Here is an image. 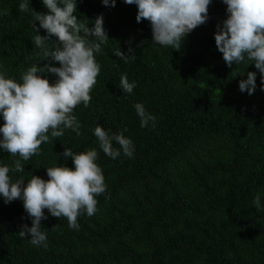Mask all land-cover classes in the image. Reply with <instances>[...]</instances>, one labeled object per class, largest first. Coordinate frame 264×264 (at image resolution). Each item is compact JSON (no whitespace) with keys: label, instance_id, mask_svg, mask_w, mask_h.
Returning a JSON list of instances; mask_svg holds the SVG:
<instances>
[{"label":"trees","instance_id":"obj_1","mask_svg":"<svg viewBox=\"0 0 264 264\" xmlns=\"http://www.w3.org/2000/svg\"><path fill=\"white\" fill-rule=\"evenodd\" d=\"M21 2L0 0V73L17 82L33 64L60 66L32 43V12L48 10L40 0H27L30 11L20 12ZM137 14V5L124 0L115 7L77 0L78 21L92 28L103 15L109 37L95 54L101 70L90 105L73 112L81 134L65 129L43 143L39 155L21 161L23 172L9 176L12 182L27 183L33 175L47 180L48 167L74 169L62 155L66 148L95 149L106 192L96 197L94 215L78 217V230L45 209L47 248L33 245L30 234L19 236L23 225L32 226L22 199L5 203L0 196V264H264V80L247 58L232 68L217 49L227 5L212 0L207 22L180 50L154 44L150 22H137ZM38 34L47 35L42 28ZM55 41L46 48L54 50ZM129 47L134 60L114 55L119 48L130 55ZM248 72L256 73L252 95L239 88ZM124 74L136 85L132 93L119 87ZM137 103L156 117L155 127H141ZM96 124L131 139L133 157L104 154ZM113 147L119 145L113 141ZM16 159L0 148V166L12 168Z\"/></svg>","mask_w":264,"mask_h":264},{"label":"clouds","instance_id":"obj_2","mask_svg":"<svg viewBox=\"0 0 264 264\" xmlns=\"http://www.w3.org/2000/svg\"><path fill=\"white\" fill-rule=\"evenodd\" d=\"M40 1L48 12H32V27L36 33L32 43L43 51V59L51 57L60 66L48 64L38 67V64H33L21 73L22 82L0 73V114L4 120L0 127V148L12 157H19L12 168L0 166V196L4 197L5 203L22 199L24 209L32 219V226L23 225L19 236L28 238L30 234L33 245L47 248V235L41 226V221L47 219L45 209L53 217L65 218L68 226L75 230L79 229L77 221L82 213L88 216L95 214L96 197L106 192L102 169L96 163L98 152L91 149L75 153L71 148H66L62 155L72 159L74 169L67 166L48 167L47 180L33 175L27 183L23 178L12 182L9 173L23 172L21 161H29L39 155L41 145L49 142L50 138L62 137L65 129H71L77 136L81 134V124L73 112L81 104L84 107L90 105V93L101 70L95 54L102 51V45L107 43L109 37L104 28L103 15L95 18L92 28L78 21L74 15L77 0ZM124 2L137 5V22H150L154 44L180 50L184 39L207 22L212 0ZM102 3L115 7L116 0H102ZM223 3L227 5L229 15L215 34L218 51L232 68L247 58L250 64L254 63L264 80V0H223ZM18 10L30 11L27 0L18 5ZM40 28L46 31V36L38 34ZM53 37L56 41L51 44L56 47L50 50L45 45ZM128 51L130 55L119 48L114 55L127 63L135 59L134 50L129 47ZM44 73L55 75L56 82H50L42 75ZM135 86L129 82L126 74L121 76L119 87L123 92L132 93ZM239 88L252 95L256 90V73L248 72L247 79L240 81ZM134 107L141 127H147L150 122L155 127V116L147 113L140 103ZM93 134L108 157L116 159L121 152L129 158L133 157V142L123 132L110 134V130L106 131L96 124ZM113 141L119 148L113 147ZM253 203L258 211L261 210L260 195L255 197Z\"/></svg>","mask_w":264,"mask_h":264}]
</instances>
